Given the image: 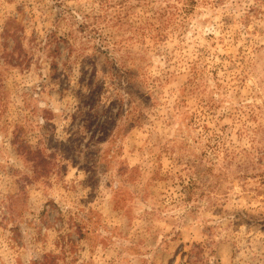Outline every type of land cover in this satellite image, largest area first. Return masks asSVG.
<instances>
[{
    "label": "rangeland",
    "instance_id": "374dc122",
    "mask_svg": "<svg viewBox=\"0 0 264 264\" xmlns=\"http://www.w3.org/2000/svg\"><path fill=\"white\" fill-rule=\"evenodd\" d=\"M0 264H264V0H0Z\"/></svg>",
    "mask_w": 264,
    "mask_h": 264
}]
</instances>
